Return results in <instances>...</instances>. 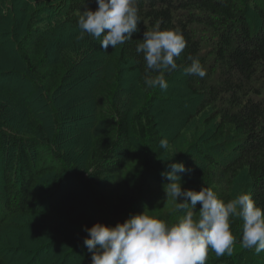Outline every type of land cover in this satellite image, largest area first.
Returning a JSON list of instances; mask_svg holds the SVG:
<instances>
[{"label": "trees", "instance_id": "16d2710c", "mask_svg": "<svg viewBox=\"0 0 264 264\" xmlns=\"http://www.w3.org/2000/svg\"><path fill=\"white\" fill-rule=\"evenodd\" d=\"M44 4L55 14L53 23L45 17L34 27L26 23L28 30L14 41L22 61L1 70L0 79L16 72L45 101L84 74L88 53L96 47L106 52L113 72L103 74L93 92L99 129L84 142L77 176L94 181L97 189L108 176L115 178L117 202L109 211L114 220L142 218L147 202H139L140 193L172 149L155 113L169 86L182 76L196 103L186 123V129L193 128L189 146L161 172L178 169L175 179H185V188L200 187L195 208L209 206V225L194 237L174 241L168 236L158 244L151 242L148 228L126 223L100 264H161L162 259L165 264H264V0ZM70 31L77 37L63 43ZM51 42L59 43L53 56L47 51ZM126 70L136 74L137 91L129 95L121 79ZM3 85L0 233L18 219L15 229L24 235L33 230L34 218L49 216V227L39 235L51 232L71 244L109 236L113 225L102 228L98 209L75 218L44 209L71 180L58 149L60 128L52 129L59 113L53 109V124L46 123L33 99H21ZM135 93L141 96L136 108ZM138 165L145 172L139 181L124 178ZM4 246L0 243V264H14Z\"/></svg>", "mask_w": 264, "mask_h": 264}, {"label": "rangeland", "instance_id": "374dc122", "mask_svg": "<svg viewBox=\"0 0 264 264\" xmlns=\"http://www.w3.org/2000/svg\"><path fill=\"white\" fill-rule=\"evenodd\" d=\"M45 2L46 0H0V71L9 69L15 60L22 61L16 52L14 41L23 36L27 29L25 26L27 22L34 27L42 17H45L53 23L55 14L48 11ZM76 37V33L70 31L63 43H69ZM58 47L59 43L51 42L50 45L48 43L47 51L53 56ZM104 53L106 52L99 47L88 53L86 62L89 67L84 74L68 82L66 89L54 97L45 96V101L40 98L39 92L34 90L33 85L20 80L16 72H9L11 76L0 79V83H5L3 86L14 89V93L19 98L33 99L36 112L46 123L53 124L52 120L55 119V117L52 118L53 109L59 113V119L54 120L56 123L52 129L54 131L60 128L58 129L60 137L58 143L62 148L58 149L65 155L64 166L70 172L71 180L67 186L57 192L51 201L45 204L44 209L48 212L66 215L69 218L98 209L105 222L102 228L107 227L108 224L113 225V233L107 237L102 234L89 242L76 240L77 242L73 241L71 244L69 240L62 241V239L53 238L51 232L38 234L37 231H43L49 227H45L49 224L46 221L49 216L34 218L32 220L33 230L24 235L16 231L15 228L18 227L16 224L20 220L14 219L0 233V243L3 242L4 247L9 249V254L13 255L12 258L16 259L14 264H100L102 255L115 233L124 232L126 223L129 222L148 228L151 242L158 244L164 242L168 236L174 241L194 237L209 225L211 216L209 206L195 208L200 187L185 188L187 182L185 179H175L178 169L167 175L162 173L170 160L189 146L193 137V128L186 129V123L194 114L196 103L195 99L189 95L182 76L179 81L169 86L166 97L160 100L155 109V113L159 116L164 142L172 145V149L159 164L158 168L161 169H158V174L154 171L152 183L140 193L143 201L140 199L139 202H147L146 212L141 219L123 217L122 221H117L111 217L110 207L111 204L117 202L118 190V186L113 183L115 179L113 176H108L100 189L95 187L94 181L84 180L86 177L82 179L77 176V170H81V161L85 156L84 142L95 130L99 129L93 92L99 78L103 74L113 72V69L107 65L108 61ZM121 79L128 95L135 92V73L126 70L124 74L122 73ZM140 97H136V93L132 97L135 108L140 104ZM143 174L145 172L138 165L126 171L124 178L134 183L139 181V177ZM169 177L175 180L167 179ZM145 196L147 199H144ZM76 249H79L77 254ZM163 260L161 264H165Z\"/></svg>", "mask_w": 264, "mask_h": 264}]
</instances>
